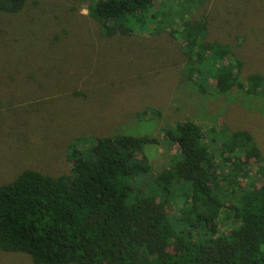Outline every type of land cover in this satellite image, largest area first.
Returning <instances> with one entry per match:
<instances>
[{
	"label": "trees",
	"instance_id": "1",
	"mask_svg": "<svg viewBox=\"0 0 264 264\" xmlns=\"http://www.w3.org/2000/svg\"><path fill=\"white\" fill-rule=\"evenodd\" d=\"M88 1L105 37L182 41L202 94L211 80L220 94L264 91L261 75L240 81L242 63L230 45L208 41L205 19H190L202 0H163L158 9V0ZM26 3L0 0V12ZM164 134L178 152L159 175L147 155L157 140L116 135L76 139L69 175L26 170L1 186L0 250L35 264H264V156L253 136L190 120ZM254 165L260 186L246 181Z\"/></svg>",
	"mask_w": 264,
	"mask_h": 264
},
{
	"label": "rangeland",
	"instance_id": "2",
	"mask_svg": "<svg viewBox=\"0 0 264 264\" xmlns=\"http://www.w3.org/2000/svg\"><path fill=\"white\" fill-rule=\"evenodd\" d=\"M89 4L27 0L16 14L0 12V187L26 170L69 175L76 139L116 135L157 140L147 155L159 175L178 152L164 130L187 120L247 131L264 156V91L220 94L211 80L202 94L188 78L182 41L170 33L105 37ZM190 19H205L208 41L232 47L240 81L264 77V0H202ZM257 171L249 185H261ZM0 264L35 263L0 250Z\"/></svg>",
	"mask_w": 264,
	"mask_h": 264
}]
</instances>
